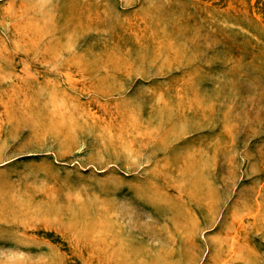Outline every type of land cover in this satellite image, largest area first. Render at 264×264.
<instances>
[{"label":"rangeland","instance_id":"obj_1","mask_svg":"<svg viewBox=\"0 0 264 264\" xmlns=\"http://www.w3.org/2000/svg\"><path fill=\"white\" fill-rule=\"evenodd\" d=\"M0 264H264V0H0Z\"/></svg>","mask_w":264,"mask_h":264}]
</instances>
